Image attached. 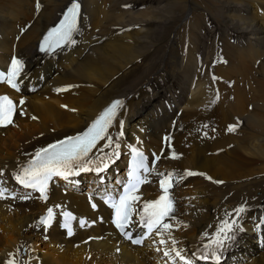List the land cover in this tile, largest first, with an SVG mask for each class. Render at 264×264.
Returning a JSON list of instances; mask_svg holds the SVG:
<instances>
[{
	"label": "bare ground",
	"instance_id": "6f19581e",
	"mask_svg": "<svg viewBox=\"0 0 264 264\" xmlns=\"http://www.w3.org/2000/svg\"><path fill=\"white\" fill-rule=\"evenodd\" d=\"M69 1L0 0V60L22 56L23 80L30 82L23 114L0 129L1 178L9 181L38 150L76 135L121 98L104 152L117 141L123 152L135 138L145 150L162 151L149 181L173 174L179 213L147 247H115L101 226L71 240L56 228L44 234L36 219L50 202L22 192L0 203V264H176V252L192 264H264V244L252 231L264 215V0H78L74 45L38 56L40 34ZM253 44L263 50H250ZM105 143L91 155H102ZM123 172L119 158L101 175L114 188ZM97 178L81 176L79 188L98 187ZM153 191L152 184L144 187L143 200ZM56 199L93 215L82 196L56 193ZM233 221V239L218 247V230ZM198 254L208 258L194 261Z\"/></svg>",
	"mask_w": 264,
	"mask_h": 264
},
{
	"label": "snow or ice",
	"instance_id": "6c2138e0",
	"mask_svg": "<svg viewBox=\"0 0 264 264\" xmlns=\"http://www.w3.org/2000/svg\"><path fill=\"white\" fill-rule=\"evenodd\" d=\"M39 2H37V10H39ZM79 4L73 3L65 14L64 20L60 25L49 31L45 36L44 41L40 45L41 51L49 50L53 45L59 46L62 42L69 41L71 33L75 30L76 17L79 11ZM23 70V62L15 57L11 60L7 75L0 73V81L6 82L11 88L16 91H20V85L17 83V78L21 76ZM66 89H57V91H64ZM23 100L20 101L22 105ZM123 107V102L115 100L111 105L105 109V111L93 122L92 126L83 135L75 137H69L66 140L59 141L56 144L48 145L45 148H41L34 154V158L28 163L27 166L22 167L19 173L14 177L16 181L25 188H31L33 191L40 193V198L47 199L48 182L53 177H60L65 180L69 176L79 175L81 172L95 171L97 173L103 172L108 168L109 163L119 153V142L117 141L115 149L111 153H105L104 148L110 147L113 138L106 136L108 128L111 126L113 119L116 117L117 109ZM16 111V105L8 96H0V126H6L13 123V115ZM20 114H23L22 112ZM122 124V122H121ZM230 131L234 130L231 126ZM123 135V133H119ZM107 140V143L98 151L102 155L89 158V154L94 148H97L98 141ZM132 161L130 162L128 172V182L123 184V192L119 195V199L108 197L104 200L114 210L112 223L115 227L125 236L126 239H131L134 244H140V239H133L130 233H126L124 229L129 225L131 219L132 204L139 199L134 193L138 190L139 186L147 182V176H141L143 172L147 174L150 172L149 167L145 163L146 158L143 153L133 147L131 149ZM175 158V154L173 157ZM159 157H155L152 161L153 165ZM160 176L164 177L165 174L160 173ZM184 176L197 175V173L186 171ZM172 173H168L165 178L160 179V188L163 191L157 200L145 203L143 205V211L140 213V224L147 229L148 233L156 230L167 231L171 226L168 223H162L165 217L173 214L172 199L169 194V189L172 187ZM210 179V178H209ZM219 183V181H217ZM7 191L5 188H0V198H4V193ZM27 198V197H25ZM95 208L96 205L92 204ZM237 215L244 211L243 207L234 210ZM53 217V211L51 208L47 210V215L42 217L40 223L47 228L50 226L51 219ZM64 223L62 227L68 230V235H72V228L69 224L70 220H75L76 217L71 213L64 212ZM81 227L86 226V222L81 219L79 221ZM235 224L228 222L224 223V227L218 230L217 238L214 243L219 247L222 246L225 240L233 239V236L229 235L232 232V227ZM223 233V239H220V234ZM164 243V241H161ZM173 243H175L173 241ZM175 250V249H174ZM169 253L165 252L167 256ZM176 256L183 261V264H191L180 252H176ZM204 259L208 257L203 256ZM8 264H13L9 261Z\"/></svg>",
	"mask_w": 264,
	"mask_h": 264
},
{
	"label": "rangeland",
	"instance_id": "374dc122",
	"mask_svg": "<svg viewBox=\"0 0 264 264\" xmlns=\"http://www.w3.org/2000/svg\"><path fill=\"white\" fill-rule=\"evenodd\" d=\"M36 9H37V3H36ZM35 19V18H34ZM26 28H27V25H26V22H25V27H24V30H26ZM220 31H222V30H220ZM19 32L20 33H22L23 32V30H19ZM257 44H258V42H257ZM248 45H243V48L246 50V51H248L249 50V48L247 47ZM260 46H258L257 45V47L255 48V45L253 44V47H251L250 48V50L252 49V50H263V48H259ZM244 59H248V58H246V57H244ZM46 63H50L49 61L48 62H46ZM254 92L256 93V96H258L259 98H260V94H257V91H258V89L255 87L254 89ZM251 95H254L253 93L251 94ZM254 98V97H253ZM202 177H203V174H202ZM217 259V258H216ZM263 261H264V259H263Z\"/></svg>",
	"mask_w": 264,
	"mask_h": 264
}]
</instances>
